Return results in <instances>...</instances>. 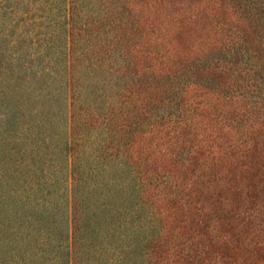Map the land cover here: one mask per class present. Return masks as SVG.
<instances>
[{
  "label": "trees",
  "instance_id": "16d2710c",
  "mask_svg": "<svg viewBox=\"0 0 264 264\" xmlns=\"http://www.w3.org/2000/svg\"><path fill=\"white\" fill-rule=\"evenodd\" d=\"M160 1L155 14L170 13L179 0ZM212 1L223 6V0ZM254 3H242L245 17L264 21V0ZM72 8L71 0H0V110L6 122H0V264H189L184 238L206 213L195 207L197 198L207 195L212 203L222 192L230 198L238 190L248 202L252 192H264V183L248 180L255 160L237 162L246 171L237 188L232 158L209 154L225 171L206 175L207 159L190 168L193 156L183 154L182 178L176 179L134 154L133 142H120L118 132L141 125L149 114L147 96L123 100L119 81L108 79L112 94L103 108L86 104L83 75L92 72L89 60L88 70L76 67ZM113 55L119 59L126 50ZM119 70L117 64L104 68L108 77L126 71ZM97 115L104 135L87 136V128H97Z\"/></svg>",
  "mask_w": 264,
  "mask_h": 264
},
{
  "label": "rangeland",
  "instance_id": "374dc122",
  "mask_svg": "<svg viewBox=\"0 0 264 264\" xmlns=\"http://www.w3.org/2000/svg\"><path fill=\"white\" fill-rule=\"evenodd\" d=\"M201 1L179 0L170 13L155 14L160 0H71L69 39L80 54L76 67L88 70L89 60L92 72L83 75L82 96L101 110L106 94H112L108 79L119 81L117 96L123 100L129 94L147 96L144 121L118 135L120 142H133L134 154L160 173L182 178L183 154L193 156L190 168L207 159L206 175L225 171L209 154L232 158L233 182L241 188L246 171L241 173L237 162L253 159L248 180L257 186L264 183V21L258 16L250 22L244 15L242 3L255 0H223L220 8L215 1H205L210 7ZM121 50L125 56H110ZM115 64L125 73L108 77L104 68ZM1 115L0 110L5 124ZM95 124L85 130L87 136L102 137L100 117ZM233 192L230 198L222 192L212 203L207 195L197 198L195 207L206 213L184 238L189 264H264V192H252L248 202Z\"/></svg>",
  "mask_w": 264,
  "mask_h": 264
}]
</instances>
